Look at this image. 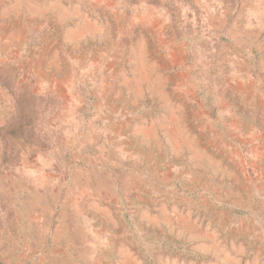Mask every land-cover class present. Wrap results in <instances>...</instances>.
<instances>
[{
	"label": "rangeland",
	"instance_id": "374dc122",
	"mask_svg": "<svg viewBox=\"0 0 264 264\" xmlns=\"http://www.w3.org/2000/svg\"><path fill=\"white\" fill-rule=\"evenodd\" d=\"M0 264H264V0H0Z\"/></svg>",
	"mask_w": 264,
	"mask_h": 264
}]
</instances>
